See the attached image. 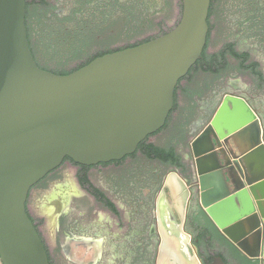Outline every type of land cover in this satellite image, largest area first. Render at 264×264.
Wrapping results in <instances>:
<instances>
[{"label": "water", "instance_id": "obj_1", "mask_svg": "<svg viewBox=\"0 0 264 264\" xmlns=\"http://www.w3.org/2000/svg\"><path fill=\"white\" fill-rule=\"evenodd\" d=\"M211 1L183 0L182 18L172 31L58 75L40 68L32 54L27 0H0L2 264H51L27 203L31 189L66 158L85 166L120 161L166 126L179 83L203 59ZM224 105L230 112L221 118ZM249 128L255 145L233 156L228 140ZM191 151L192 189L173 174L165 184L168 195L157 206L159 264H203L176 218L182 223L192 198L224 239L250 261L264 264V124L259 112L243 95L228 93L191 142ZM207 264L226 263L217 257Z\"/></svg>", "mask_w": 264, "mask_h": 264}, {"label": "flooded vegetation", "instance_id": "obj_2", "mask_svg": "<svg viewBox=\"0 0 264 264\" xmlns=\"http://www.w3.org/2000/svg\"><path fill=\"white\" fill-rule=\"evenodd\" d=\"M120 1L123 0H27V33L38 66L55 73L41 60L57 61L66 70L55 74L64 75L97 57L168 33L136 36L125 43H98L107 35L108 22L115 18L112 9ZM222 3L225 19L216 25V0L211 1L203 59L179 83L174 110L163 129L141 143L135 154L120 161L85 166L66 158L31 189L28 213L51 264L47 241L53 242L63 257L72 246L89 244L95 255L100 253L93 264H159L162 235L157 206L164 194L168 195L165 184L173 174L192 189L193 139L209 125L228 93L248 99L264 124V0ZM35 4L46 7L42 15L45 23L57 27L49 31V40L44 44L40 37L33 40L30 34L28 11ZM126 6L120 8L118 16L132 19L135 2ZM56 8L59 10L55 13ZM115 31L112 29L108 35H115ZM214 34L220 38L216 50L211 47ZM36 44L40 47L38 52ZM35 214L47 224L51 233L47 239ZM176 218L189 237L190 250L198 253L203 264L213 263L217 257L226 264H260L244 257L224 239L193 198L182 223ZM211 246L226 249L230 254L202 255Z\"/></svg>", "mask_w": 264, "mask_h": 264}, {"label": "rangeland", "instance_id": "obj_3", "mask_svg": "<svg viewBox=\"0 0 264 264\" xmlns=\"http://www.w3.org/2000/svg\"><path fill=\"white\" fill-rule=\"evenodd\" d=\"M129 2H135L136 11L134 9L133 18L127 19L125 16H118L120 8H127L126 5ZM175 6L177 8H175ZM222 6V0H216V18L214 22L216 25H220L221 20L225 19L223 13L224 7ZM44 8H46L44 5L38 6L35 4L32 5L28 11V23L30 27L31 38L35 40L36 37H40V43L42 42L43 44L49 40V31L55 30L57 28L55 27V24L47 23L48 21H46L47 24L45 23V18L42 16L45 10ZM51 10L53 11V8H51ZM57 10H59V8L54 9L55 13ZM112 13H114L115 18L108 22L107 31L105 32L107 35L97 41L98 43H125L131 41L136 36H138L137 38H140L143 35L146 36L151 34L157 36L158 34H162L160 33L161 31L163 33L172 31L182 18L183 0H177V3L172 2L171 0H123L122 2L120 1L115 5L114 9H112ZM112 29L116 30L115 35H108ZM219 45L220 38L216 37V35L212 36V50H216ZM39 49V45L36 44V51L38 52ZM41 63L52 69L55 73L66 70L63 69L64 66L57 63V61L42 59ZM207 78L210 81H215V78ZM185 80L183 82H186ZM36 216L38 215L35 214V217ZM36 218L38 225L42 229L44 238L47 239L51 235V233L47 231V224L39 217ZM47 242L49 243L48 248L52 254L53 264H93L94 260H96V256L100 254L97 252L95 255V253L91 250V245L89 244H76L72 246V250L70 249L69 253L65 254V257H63L60 253H58L56 245H52L53 242ZM227 254L230 253L227 252ZM0 264H2L1 261Z\"/></svg>", "mask_w": 264, "mask_h": 264}, {"label": "crops", "instance_id": "obj_4", "mask_svg": "<svg viewBox=\"0 0 264 264\" xmlns=\"http://www.w3.org/2000/svg\"><path fill=\"white\" fill-rule=\"evenodd\" d=\"M222 126H224L223 123H222ZM253 139H254V136L251 133H247V134H245V132L239 133L228 140V143H227L228 149L231 151L233 156H241L242 154L249 151L253 147V145H255V143H253ZM205 252L206 253H202V255L206 254L207 256L209 254H214V253L219 252V253H222L228 256L227 254L228 251H226L225 249H219L218 247H214V246H211Z\"/></svg>", "mask_w": 264, "mask_h": 264}, {"label": "bare ground", "instance_id": "obj_5", "mask_svg": "<svg viewBox=\"0 0 264 264\" xmlns=\"http://www.w3.org/2000/svg\"><path fill=\"white\" fill-rule=\"evenodd\" d=\"M233 110H234V109H233ZM229 112H230V109H228L226 106H224V109H222L221 112H220V117H221V118H225V117H227ZM221 123H222V122H221ZM220 127L223 128L222 124L220 125ZM251 128H252V127H251ZM251 128H249V129L245 132V134H247V133H251V134H253V129H251ZM242 135H243V134H242ZM253 143H255V140H254V139H253Z\"/></svg>", "mask_w": 264, "mask_h": 264}, {"label": "trees", "instance_id": "obj_6", "mask_svg": "<svg viewBox=\"0 0 264 264\" xmlns=\"http://www.w3.org/2000/svg\"><path fill=\"white\" fill-rule=\"evenodd\" d=\"M78 69H80V68H77V69L72 70V71H70V72H65L64 75H66V74H70V73H72V72H74V71H76V70H78Z\"/></svg>", "mask_w": 264, "mask_h": 264}]
</instances>
